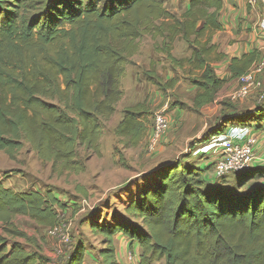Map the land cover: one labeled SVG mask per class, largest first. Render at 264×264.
Masks as SVG:
<instances>
[{
	"label": "trees",
	"instance_id": "1",
	"mask_svg": "<svg viewBox=\"0 0 264 264\" xmlns=\"http://www.w3.org/2000/svg\"><path fill=\"white\" fill-rule=\"evenodd\" d=\"M223 8L224 0H189L178 18L161 0H0V152L15 160L30 147L54 172L85 173L88 158L103 156L102 122L116 113L144 36L164 39L157 51L197 89L194 108L213 105L226 85L215 66L227 56L213 42L225 31ZM176 40L188 46L189 57L173 55ZM261 61L258 49L233 58L231 80ZM178 83L175 77L158 86L167 91ZM231 117L222 131L211 128L203 144L224 134L227 124L263 122L264 107L235 110ZM149 118L146 102L128 107L114 134L137 148L151 133ZM81 150L88 155L81 158ZM213 170V164L202 170L176 159L146 174L123 218L91 224L103 238L105 264L115 261L118 235L139 244L138 264H264V166L231 175L234 192L219 187L226 177L214 180ZM77 190L88 196L83 187ZM66 208L51 190L16 192L0 182V264H52L14 219L54 229ZM85 255L80 243L64 264H84Z\"/></svg>",
	"mask_w": 264,
	"mask_h": 264
},
{
	"label": "rangeland",
	"instance_id": "2",
	"mask_svg": "<svg viewBox=\"0 0 264 264\" xmlns=\"http://www.w3.org/2000/svg\"><path fill=\"white\" fill-rule=\"evenodd\" d=\"M161 1L178 18L186 12L188 0ZM243 1L246 3L249 16L246 22L249 26L240 23L237 32L230 30L224 35V40L229 41L230 44L235 41L245 43L250 40L251 36L255 37L254 49L260 51L264 62V39L261 38L263 36L259 30V23L264 14L263 6L259 4L252 8L247 5L246 0ZM236 34L240 39L235 38ZM163 42V38L153 39L150 36H144L140 40V45L147 50L146 52L144 50L142 57L138 56L128 66L126 77L122 81L124 95L118 104V107L124 110L136 103L146 102L150 112V129L154 125V117L157 113L165 112L168 115L170 130L162 138L157 149L149 150L150 133L137 148H127L125 141L114 134L117 127V116H114L102 122L104 130L101 141L102 158L96 156L88 158L86 160L87 170L80 175L54 172L52 163L39 160L30 147H25L15 160H10L5 153L0 152V182L6 188L16 192L38 190L46 193L51 190L67 206L65 211L60 212V222L58 227L53 229L54 231L40 227L26 217L14 219V224L36 241L35 247L49 258L52 264H64L80 243H83L86 248L84 264H105L102 251L106 247L103 238L92 232V223L98 222L102 225L104 221L111 222L115 218L118 220L123 218L127 204L132 198L134 199L145 175L169 161L182 159L196 166H203L205 169V164L200 161L203 156L193 153L195 149L204 145L205 139L211 138L207 135L210 129L220 125L222 131L225 126L224 122L234 119V117L230 118V114H233L235 110L242 112L254 105L264 107L263 70L256 77V82L260 85L252 90L249 98L234 100L233 96L245 83L241 80L232 81L228 82L226 88L219 93L213 105L196 110L193 104L194 88L186 73L179 68H174L166 55L157 51L162 48ZM172 46V53L176 58L182 59L190 56L191 52L183 41L176 40ZM149 58L152 60L146 67L144 61H148ZM148 71H151L150 74H147ZM169 75L172 79L178 77L179 85L173 90L163 91L158 83L167 81ZM136 78L139 83L138 92L136 91L139 97L135 95L132 85V83L135 85ZM174 103H179V105L172 109L171 105ZM239 121L242 119L240 118ZM252 123L242 122L253 128H264V121L254 120ZM87 155L81 150V158ZM212 158L215 159L214 156ZM235 178V176H227L219 187L234 192L231 189H235ZM77 186L86 189L88 196L81 194ZM115 241L117 252L115 261L107 258L106 264L114 262L115 264L125 262L134 264L130 260V255L120 252V246L122 244L125 246V242L119 239ZM28 248L33 250L31 247ZM131 252L130 250L129 253Z\"/></svg>",
	"mask_w": 264,
	"mask_h": 264
},
{
	"label": "built area",
	"instance_id": "3",
	"mask_svg": "<svg viewBox=\"0 0 264 264\" xmlns=\"http://www.w3.org/2000/svg\"><path fill=\"white\" fill-rule=\"evenodd\" d=\"M246 1L249 7L255 8L260 4L264 9V0ZM259 30L264 33V14L259 23ZM263 70L264 62L261 61L241 79L245 84L233 96V99L238 100L249 98L252 90L260 85V83L256 82V77L261 74ZM228 129V132L213 137L208 143L202 145L203 147L195 149V152L193 153L194 155L201 154L203 157H215L213 163L214 170L211 174V177L214 178V180L246 172L252 169L257 161V135L251 134L247 127L235 126ZM169 130L170 120L168 115L165 112L157 113L154 117V125L150 133V151L158 148L160 141ZM130 260L133 261L132 258Z\"/></svg>",
	"mask_w": 264,
	"mask_h": 264
},
{
	"label": "crops",
	"instance_id": "4",
	"mask_svg": "<svg viewBox=\"0 0 264 264\" xmlns=\"http://www.w3.org/2000/svg\"><path fill=\"white\" fill-rule=\"evenodd\" d=\"M233 1H235V2L233 3ZM188 8H189V0L187 2V5H186V11L188 10ZM248 18H249V16L247 14L246 3H244L243 0H224V8L221 12V21L224 25L225 31L217 33L214 36V41H213L215 44H218L221 47V51L227 56L226 60L223 63L215 66L216 73H217L218 77L226 82V85L224 86V88L220 92H222L226 88L228 82L241 80V79L231 80L232 74L229 71L230 61L233 58L240 57L243 54L249 53L254 49L253 44L255 42V37L253 38V36H251L250 40L248 42H245V43H242L241 41H238V42L235 41L233 44H230L229 41L224 40V35L226 33H229L230 30H232V31L235 30V32H237L238 27H240V25H239L240 23H243L244 26H249V24L246 22ZM261 35L263 36L261 38L264 39V33L261 32ZM235 38L240 39L237 34H236ZM144 50L146 52L147 49L144 46L140 45L139 53L137 55H135L131 61L136 60V58L138 56L142 57V55H144V53H143ZM151 60H152V58H149L148 61H146V60L144 61L146 67H147L148 62H150ZM138 64L141 65V63H139V62H138ZM127 71H128V67H127ZM171 75L168 76L167 81L172 79ZM135 81H136L135 85L132 83L133 90L135 92V95H137V97H139V94H137V92H138L137 89H139L137 87V85L139 84L137 81V78L135 79ZM178 85L179 84H177V86ZM192 87L194 88L193 91L195 92V95H196L197 89L194 86H192ZM195 95H194V97H195ZM137 104L138 103L131 105V106H135ZM131 106H129V107H131ZM255 106L256 105L251 107V109H254ZM126 108H128V107H126ZM124 110L120 109L117 106V110H116V113L114 115V116H117V125L123 119ZM230 124H227L228 128L231 129L232 127H235V126H231ZM240 127H243V126H240ZM247 128L250 130L251 134L257 135V137H258V144L256 146L257 161H256V164L254 167H263L264 166V129H262V130L258 129L257 130L256 128H253V127L252 128L247 127ZM228 131H229V129L226 130V132H228ZM200 147H202V146H200ZM200 147H198V148H200ZM212 157L213 156H208V157L205 156L200 161L202 163H204L206 168H207L208 166H210L211 164L214 163V161H213L214 158H212ZM198 168L202 169V170L204 169L203 166H199V165H198ZM116 239L121 240V242L122 241L125 242V246H122L123 244L120 246V252H122V253L125 252V255H130V257L133 259L132 262H134V264H138L139 260H140V255H141V248H140L139 244L137 242H132L129 238L124 237L123 235H118L116 237ZM115 247H116V241H115ZM130 250L132 251L131 253H129ZM117 264H128V263L125 262V263H117Z\"/></svg>",
	"mask_w": 264,
	"mask_h": 264
},
{
	"label": "water",
	"instance_id": "5",
	"mask_svg": "<svg viewBox=\"0 0 264 264\" xmlns=\"http://www.w3.org/2000/svg\"><path fill=\"white\" fill-rule=\"evenodd\" d=\"M236 175H238V174H236Z\"/></svg>",
	"mask_w": 264,
	"mask_h": 264
}]
</instances>
